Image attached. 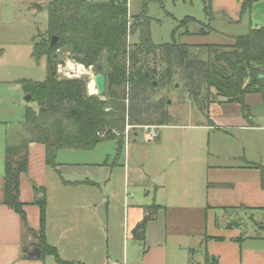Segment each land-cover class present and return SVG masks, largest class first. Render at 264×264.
Masks as SVG:
<instances>
[{"label":"trees","instance_id":"1","mask_svg":"<svg viewBox=\"0 0 264 264\" xmlns=\"http://www.w3.org/2000/svg\"><path fill=\"white\" fill-rule=\"evenodd\" d=\"M201 1L208 24L190 33L187 26L195 19L185 17L179 22L184 29L180 35L202 37L213 32L211 0ZM260 1L263 0H243L240 14L249 13ZM45 11L47 29L33 42L32 58L37 62L45 59L46 77L42 82L19 81L29 101L37 104V110H25L24 136L18 145L4 148L2 203L19 215L25 226V204L19 199V186L20 176L29 168L31 144L43 147L45 165L56 171V155L62 149L90 151L102 142L114 140L120 154L126 134L165 126V102L158 90L172 82L180 85L199 110L207 113L212 104L237 105L245 120L250 117L245 97L263 94L264 27L232 37L227 45L175 40L154 45L148 29L150 19L144 12L129 16L128 0H52ZM133 35H137V41L130 44L129 37ZM54 37L57 40L51 46ZM59 55H68L94 74L103 75L105 92L90 95L85 76L59 78ZM254 168L260 173L264 189V167ZM37 202L40 227L32 233L36 240L33 245L40 248L42 255L51 254L59 261L56 251L45 243L44 203L42 199ZM146 210L132 231L138 242H144L146 225L158 207Z\"/></svg>","mask_w":264,"mask_h":264},{"label":"crops","instance_id":"2","mask_svg":"<svg viewBox=\"0 0 264 264\" xmlns=\"http://www.w3.org/2000/svg\"><path fill=\"white\" fill-rule=\"evenodd\" d=\"M245 104L248 120L239 108L228 111L226 105L214 104L222 110L210 114L211 123L202 126L208 153L202 162L203 173L193 181L202 187L190 196L188 205L197 238H191L192 230L173 227L171 231V208L134 200L124 167L56 162L54 171L44 163L43 147L31 144L29 168L20 176L19 186L26 226L3 205L0 178V264H45L47 256L57 264H264V247L249 242L264 241V189L254 168L264 167V88L262 95L248 94ZM34 153L39 155L36 163ZM121 171L120 185L112 186ZM41 199L45 243L61 262L51 254L42 255L33 245L32 233L40 227L37 200ZM153 205L158 210L146 225L145 240L135 241L132 231ZM170 247L173 254L169 259ZM34 248L40 250L39 257L30 256ZM178 255L183 256L182 261ZM193 257L200 258L193 263L189 260Z\"/></svg>","mask_w":264,"mask_h":264},{"label":"rangeland","instance_id":"3","mask_svg":"<svg viewBox=\"0 0 264 264\" xmlns=\"http://www.w3.org/2000/svg\"><path fill=\"white\" fill-rule=\"evenodd\" d=\"M50 1L52 0H0V178L4 171L5 146L20 143L24 136L22 122L25 110H37L35 102L25 99L26 94L19 81L42 82L46 77L45 59L36 63L30 57V47L47 29L45 8ZM241 2L243 0H211L214 19L210 26L213 32L202 37L180 35L184 29L179 27V22L185 17L195 19V22H190L187 26L190 33H196L202 24H208L201 0H128V15L145 13L150 19L148 29L154 45L168 44L173 40L187 44L227 45L232 42V37L243 36L250 29L264 27V0L255 3L250 12L243 15L240 14ZM136 41L137 35L129 37L130 44ZM59 57L62 62L57 65V70L59 68L62 71H56L58 77H71L72 75L65 74L70 72L67 66L73 64L70 67L74 73L77 63L70 60L68 55ZM95 75L91 68H84L80 75L87 78V91L90 95H98L92 82ZM155 86L158 87V83ZM158 95L165 102L162 110V114H165V126L150 127L149 132L140 129L133 134L129 133L120 154L117 143L109 140L90 151L60 150L56 162L96 165L106 163L118 165V168L124 167L134 200L150 204L161 203L168 209L171 208L168 213L171 231L173 227L177 231L192 230L191 238H197V227L192 224L194 216L189 214L188 205L192 202L190 196L202 187L199 183H193L195 176L199 177L203 173L202 162L208 153L207 136L202 126L207 122L211 123L206 116L222 109L215 108L212 104L207 113L199 110L180 85L173 82L167 88H159ZM222 105H226L224 110L228 111L239 108L236 105ZM152 133H156L155 137H151ZM37 158L39 155L34 153L33 163L37 162ZM119 174V180L113 178L112 186L120 185L123 172H118ZM157 177L164 180L160 186H155L152 182ZM175 216L177 225L173 219ZM249 242L251 245L264 247V241L260 239ZM188 244L193 245L190 240ZM193 248L198 249L195 244ZM172 254L171 248L169 259ZM182 257L179 256V261H182ZM185 257L187 258V254ZM198 258L200 257L189 260L195 263ZM44 261L45 264H57L51 256L45 257Z\"/></svg>","mask_w":264,"mask_h":264},{"label":"water","instance_id":"4","mask_svg":"<svg viewBox=\"0 0 264 264\" xmlns=\"http://www.w3.org/2000/svg\"><path fill=\"white\" fill-rule=\"evenodd\" d=\"M43 34V33H42ZM56 38H52L50 41V45L53 46L56 42ZM92 82L96 88V91L98 94H103L105 92V78L103 75H95L92 77ZM26 100H30V96L26 95ZM160 178H154L152 180L153 184L158 185L160 183ZM30 256L39 257L40 256V250L38 248H34L32 252H30Z\"/></svg>","mask_w":264,"mask_h":264},{"label":"built area","instance_id":"5","mask_svg":"<svg viewBox=\"0 0 264 264\" xmlns=\"http://www.w3.org/2000/svg\"><path fill=\"white\" fill-rule=\"evenodd\" d=\"M72 65H73V64L67 66V68H68V70H70V72L67 71L65 74H70V75H72L71 77H68V78H73V77L78 78V77H80V75H82V71L84 70L85 67L82 66V65L77 64V65H76V71L73 73V71L71 70L72 68L70 67V66H72ZM73 69H74V68H73ZM57 71H58V72H61L62 70L58 68ZM78 73H79V74H78ZM148 128H150V127H145L144 130L147 131V132H149V129H148ZM155 135H156L155 133H152V134H151V137H155Z\"/></svg>","mask_w":264,"mask_h":264}]
</instances>
